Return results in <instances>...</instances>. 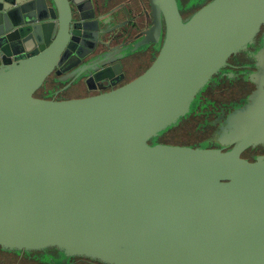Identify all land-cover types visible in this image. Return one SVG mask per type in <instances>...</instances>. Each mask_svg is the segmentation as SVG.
Returning a JSON list of instances; mask_svg holds the SVG:
<instances>
[{
    "label": "water",
    "instance_id": "95a60500",
    "mask_svg": "<svg viewBox=\"0 0 264 264\" xmlns=\"http://www.w3.org/2000/svg\"><path fill=\"white\" fill-rule=\"evenodd\" d=\"M82 1L0 0V249L107 264H264V154L242 156L264 144V0H207L187 16L180 0H149L137 41L102 52L91 19L73 21ZM152 44L150 64L116 87L37 95L53 72L68 84L121 78L119 59ZM252 46L258 87L222 125L220 146L160 141Z\"/></svg>",
    "mask_w": 264,
    "mask_h": 264
},
{
    "label": "flooded vegetation",
    "instance_id": "af4514ba",
    "mask_svg": "<svg viewBox=\"0 0 264 264\" xmlns=\"http://www.w3.org/2000/svg\"><path fill=\"white\" fill-rule=\"evenodd\" d=\"M188 1L192 0H180L183 16H187L207 0H193L190 6H182L184 2ZM72 9L73 21L76 23L84 22L81 19L83 15L92 20L89 22V26L93 28L90 37L92 40H96L95 52L124 47L137 41L151 23L149 0H83L79 7L73 5ZM79 27L78 25V30H80ZM77 37L86 46H91V40L87 41L81 35ZM80 42L77 45H80ZM254 50L255 46H252L230 56L228 64L215 74L209 84L200 92L194 109L177 125L159 136V140L173 144L192 146L205 144L208 147H219L220 143L217 137L222 125L230 113L243 106L258 87L252 79V74L258 70L257 60L252 54ZM157 51V45L152 44L121 57L119 59L121 78L115 74L105 81L80 80L68 84L69 79L63 78L66 74L65 71L58 74L53 72L46 81L45 87L38 90L40 92L38 96L71 98L67 96V91L73 87L84 89V93L80 96L116 87L141 73L153 60ZM106 73L113 74L114 71L111 68L100 72V74ZM189 125H194V131L200 133L197 138L190 139L194 131L188 127ZM259 154H264V144L246 148L242 156L254 160L255 156ZM27 263L107 264L83 256L60 259L58 250L55 248L23 253L0 249V264Z\"/></svg>",
    "mask_w": 264,
    "mask_h": 264
},
{
    "label": "crops",
    "instance_id": "0c3cea01",
    "mask_svg": "<svg viewBox=\"0 0 264 264\" xmlns=\"http://www.w3.org/2000/svg\"><path fill=\"white\" fill-rule=\"evenodd\" d=\"M84 93V89L81 87H73L69 91H67L68 97H78Z\"/></svg>",
    "mask_w": 264,
    "mask_h": 264
},
{
    "label": "rangeland",
    "instance_id": "374dc122",
    "mask_svg": "<svg viewBox=\"0 0 264 264\" xmlns=\"http://www.w3.org/2000/svg\"><path fill=\"white\" fill-rule=\"evenodd\" d=\"M40 94V92L38 91L37 92V95H39ZM188 127H191L192 129H193V131H194V125H189ZM200 135V133L199 132H195L194 131V133L191 135V138L190 139H192V137L193 138H197L198 136ZM11 262V261H10ZM28 264V263H27Z\"/></svg>",
    "mask_w": 264,
    "mask_h": 264
}]
</instances>
